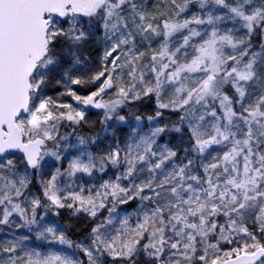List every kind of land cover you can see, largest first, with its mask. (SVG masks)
I'll list each match as a JSON object with an SVG mask.
<instances>
[{
  "label": "snow or ice",
  "instance_id": "1",
  "mask_svg": "<svg viewBox=\"0 0 264 264\" xmlns=\"http://www.w3.org/2000/svg\"><path fill=\"white\" fill-rule=\"evenodd\" d=\"M0 264H264V0H0Z\"/></svg>",
  "mask_w": 264,
  "mask_h": 264
}]
</instances>
